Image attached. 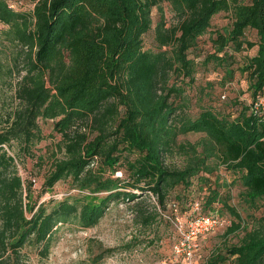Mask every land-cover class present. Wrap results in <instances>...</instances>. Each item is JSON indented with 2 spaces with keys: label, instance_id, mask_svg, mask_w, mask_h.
Wrapping results in <instances>:
<instances>
[{
  "label": "trees",
  "instance_id": "1",
  "mask_svg": "<svg viewBox=\"0 0 264 264\" xmlns=\"http://www.w3.org/2000/svg\"><path fill=\"white\" fill-rule=\"evenodd\" d=\"M29 3L31 9L24 11L17 0H0V26L6 27L0 35L23 54L14 90L17 105L0 129V264H22L20 250L26 244L45 258L58 226L91 228L110 204L151 195L163 208L169 197H180L175 189L209 182L206 175L217 165L239 183L241 206L258 209L264 198V109L253 103L264 92V0ZM161 3L178 20L165 27L159 19L153 30L156 51L145 50L151 9ZM219 13L228 15L230 28L214 32L212 52L203 60L222 66L232 53L254 48L236 68L245 75L251 100L246 105L235 100L233 113L208 104L188 112L184 90L193 83L194 64L187 52ZM246 31L253 32L254 41ZM225 73L231 77L232 70ZM38 120L50 121L48 134ZM187 134L203 137L177 142ZM55 136L61 157L51 153L37 195L59 181L67 182L72 194L35 207L17 162H42L36 146ZM173 154L181 158L179 166L165 163ZM207 192L201 216H216L210 211L218 201L231 217L222 238L237 231L242 235L235 243L225 242L205 263L264 264V215H251L244 223L216 188Z\"/></svg>",
  "mask_w": 264,
  "mask_h": 264
},
{
  "label": "rangeland",
  "instance_id": "2",
  "mask_svg": "<svg viewBox=\"0 0 264 264\" xmlns=\"http://www.w3.org/2000/svg\"><path fill=\"white\" fill-rule=\"evenodd\" d=\"M17 1L23 4L24 11L31 9L29 0ZM178 17L167 3L153 7L150 12L151 27L143 35V48L156 51L153 30L159 19L165 27H169L177 22ZM230 22L225 13L214 15L207 32L187 52V58L194 64L193 83L184 90L188 112L194 113L198 106L208 104L223 112L233 113L238 108L237 102L246 105L251 100L245 75L236 68L241 66L245 56L253 54L254 48L232 53L230 58L223 59L222 66L203 60L206 54L212 52L210 39L214 32L229 29ZM4 30L6 27L0 26V31ZM245 37L250 41L255 40L251 31H246ZM22 55L19 46L4 41L0 35V129L5 126L7 115L17 105L14 90L22 74ZM227 68L232 70L231 77L225 73ZM171 82H175V78ZM37 123L43 134L50 132V121L38 120ZM202 137V134H187L179 136L177 142L194 143ZM56 139V136L47 137L36 146V154L42 157V162L30 159L22 161V164L17 162L19 176L24 184L30 183L29 202L34 203L35 207L41 202H47L49 198L59 200L60 196L72 194L67 182L59 181L46 194L40 197L37 195L42 176L52 162L51 153L56 158L61 157V153L54 148L53 142ZM180 161L177 154L168 155L165 159L169 166H179ZM206 176L209 178L206 184H197L194 181L187 191L175 189L174 196L179 194L180 197H169L163 208L156 205L151 195H146L132 202L119 201L110 204L102 218L91 228L84 229L75 223L62 224L50 237L47 256L40 258L36 253L37 248L26 244L20 250L22 264H206L207 258L225 242L235 243L242 235V232L237 231L225 239L222 238L231 217L217 201L212 204L210 213L219 217L223 225L192 238L188 244L190 257L186 256V250L174 249L181 233L187 229L188 220L203 212L207 188H216L219 198H226L227 204L237 210L244 223L248 222L251 215H264V198L258 201L259 207L256 211L241 206L237 198L239 183L233 182L235 178L222 166H215L213 173ZM107 251L108 255L95 260L97 254Z\"/></svg>",
  "mask_w": 264,
  "mask_h": 264
},
{
  "label": "built area",
  "instance_id": "3",
  "mask_svg": "<svg viewBox=\"0 0 264 264\" xmlns=\"http://www.w3.org/2000/svg\"><path fill=\"white\" fill-rule=\"evenodd\" d=\"M253 107L255 109L259 107L264 109V92L260 96L256 97L253 103ZM222 225L223 222L216 216L206 217L197 215V217L195 218H190L186 223L187 229L181 233V237L178 243L174 246V249L176 251H178L179 249L186 250V256L190 257V246L188 245L190 243V240L197 235L209 232Z\"/></svg>",
  "mask_w": 264,
  "mask_h": 264
}]
</instances>
